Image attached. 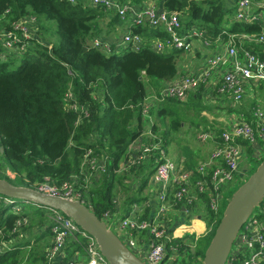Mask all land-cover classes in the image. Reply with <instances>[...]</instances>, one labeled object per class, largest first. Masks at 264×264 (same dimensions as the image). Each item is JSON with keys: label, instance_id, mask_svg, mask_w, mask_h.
<instances>
[{"label": "trees", "instance_id": "16d2710c", "mask_svg": "<svg viewBox=\"0 0 264 264\" xmlns=\"http://www.w3.org/2000/svg\"><path fill=\"white\" fill-rule=\"evenodd\" d=\"M129 1L136 5L145 0ZM159 1L164 10L179 13L183 32L199 27L203 31L201 39L209 44L217 39L227 42L232 37L239 44L238 35H257L264 30L262 17L251 22L235 17L238 0ZM262 10L264 4L257 6L256 12ZM24 17L34 18L35 31L26 50L21 54L11 51L6 56L0 54V178L34 188L45 181L60 186L75 177V188L82 194L84 203L101 218L107 210L115 212L116 190L131 189L125 181L139 177L140 186L122 201L127 214L132 204H140L147 198L141 197V193L153 173L154 157L159 155V149L152 150L151 156L140 160L139 165L133 164L122 172H119L120 162H127L130 146L138 138L145 141L141 147L144 144L152 147L157 142V137L149 141L143 136L144 124L152 116L167 120L162 130L155 123L151 125V132L159 133L163 140L161 148L167 145L170 133L179 129L181 119L187 117L183 110L190 105L175 99H156L147 114L142 112L151 92L158 94L162 83L177 77V58L183 51L157 52L148 44L138 49L127 45L110 52L95 47L93 39L118 35L123 20L108 14L102 6L92 5L90 0H0V30L10 29L11 22ZM46 20L56 23L55 42H41L37 38L49 31ZM126 30L147 40L166 38L161 28L129 25ZM246 47L264 59V43ZM15 61L18 64L11 69ZM69 90L72 96L66 100L65 93ZM74 102L83 105L87 115L71 109L70 103ZM194 106L197 113L203 107ZM87 149H92L100 159L105 158V171H99L98 180L90 183H86L89 171L83 165ZM191 164L194 165L188 167L196 165ZM6 171L12 176L6 175ZM200 197L206 225L212 229L206 239H197L194 253L182 264H201L210 235L220 220L219 212L209 209L207 194ZM16 205L25 208L14 210ZM258 205V216L264 218V198ZM183 206L192 210L195 203L183 201L174 208L181 213ZM148 209L144 208L141 218L150 217ZM49 212L48 207L36 205L34 214L44 218L38 221L40 227L44 222L47 224L42 235L50 234ZM27 215L35 216L26 214V201L0 194V242L17 238L19 233L13 229L17 220ZM19 226L22 232L24 228L28 230L26 223ZM171 243L176 242H168ZM25 245L28 242L22 241L0 253V264H20L25 256L27 264H37V259L47 264L44 251L39 253L33 248L25 252Z\"/></svg>", "mask_w": 264, "mask_h": 264}, {"label": "built area", "instance_id": "2783aa9c", "mask_svg": "<svg viewBox=\"0 0 264 264\" xmlns=\"http://www.w3.org/2000/svg\"><path fill=\"white\" fill-rule=\"evenodd\" d=\"M90 2L92 5L102 6L108 14L117 15L123 21L130 20V25H147L152 28H161L166 32L164 39L147 40L143 35L131 30L124 32L113 43H109L106 39H93V45L104 51L110 52L127 45L138 49L146 44L157 52L173 49L189 51L192 39L203 37V31L196 26L183 32L177 11L158 10L155 7H144L138 10L129 0H90ZM259 5L262 4L252 0H238L235 17L243 22L255 21L262 17L261 12H255L253 9L254 6ZM33 23V17H24L11 22L10 29L0 30V54L6 56L5 54L10 51L14 54L23 53L30 39L35 35L32 29ZM245 39L255 44L264 43V30L257 35L245 33L238 35L239 44L233 41V37L226 42L227 59L230 64L222 72L213 88L217 94L227 96L231 100L232 107L236 109L249 85L264 81V59L240 44V41ZM202 41L204 45H209L206 40ZM225 61L226 58L221 54L212 55L207 61V66L201 71L179 75L164 82L159 93L154 96L155 99L183 100L188 93L198 90L214 69L225 64ZM71 96V90L65 93L66 100H69ZM150 100L144 102L142 111L144 114L148 113ZM70 108L83 111L87 115L83 105L74 102L70 103ZM199 137L203 141L208 138L215 141L213 149L207 158L198 161L193 168L187 170H180L177 164L168 158L166 151L157 147H161L159 139L152 147L139 145V149H132L133 145L130 146L129 159L124 163L129 168L133 164L139 165L140 160L149 158L152 150L159 149V155L154 157V170L150 176L157 192L156 210L151 217L141 218V208L140 210L136 208L137 204L134 203L123 216H115V212L107 210L100 219L145 264L164 263L167 244L172 236L167 232L165 222H162L163 215L170 209H175L174 207L183 201L187 204L200 202V196L204 193L208 197L209 209L217 213L222 200L220 193L236 178L242 181L243 175H246L243 172L237 174L246 147L250 148L254 160L263 158L264 106L255 105L251 108L249 115L238 111L231 115L219 133L202 130ZM83 156V165H86V171H89L86 183L97 181V173L105 171V158L100 159L95 156L92 149H87ZM5 174L11 175V172L6 171ZM195 174L198 178H195ZM75 182V177L72 182L66 181L60 186H52L45 181L36 185L34 189L72 200L78 199L84 203L82 194L75 188ZM49 209L50 241L44 250L47 264H110L101 253L93 236L59 210ZM192 212L193 210H190L188 206L182 207V214L189 216ZM263 222L264 218H260L257 212H252L239 229L224 264H264ZM22 223L27 224V222L16 223L17 227L13 229L19 233L18 237L24 236L19 226ZM7 242H0V253L5 251L2 247L4 243L7 246ZM80 250L84 254V260L79 258Z\"/></svg>", "mask_w": 264, "mask_h": 264}, {"label": "rangeland", "instance_id": "374dc122", "mask_svg": "<svg viewBox=\"0 0 264 264\" xmlns=\"http://www.w3.org/2000/svg\"><path fill=\"white\" fill-rule=\"evenodd\" d=\"M262 17L264 19V14ZM46 23L49 27V29H48L49 31L47 33L45 32V33H42L40 35L41 42L48 43V40H50L51 42L57 41L58 37H57V33H56L55 21L54 20H46ZM37 38H38V36H37ZM184 52L185 53H183V55L181 57H182V59L186 60L184 62V64H185L189 60V58L187 57V55H185L186 51H184ZM210 58H211V56L208 57L207 61ZM17 64H18V61H15L13 64L10 65V68L15 69ZM192 69H194V68H191V69L186 68V70H189L191 72L184 71L183 73L184 74L195 73L192 71ZM186 72H188V73H186ZM261 91H262V95H264V88H262ZM211 92L214 93V91H211ZM154 98L155 97H150L149 99L153 100ZM215 103L216 102L211 101V104L216 105L217 108L212 105L213 106L212 111L211 112L207 111V112H209L212 116H214L213 121H215V118L218 116V117L226 118V122H227L228 119L231 117V115L227 114L225 111H227V108L229 107L230 102L223 100L221 102H218L217 104H215ZM261 104H264V97H263V99H261ZM231 107H232V105H231ZM184 109L185 110H183V111H186L187 117L181 119V124H180L179 129L176 132L170 133L169 137L167 138L168 143H167V145L164 146V148L157 146L160 149H167L168 153L170 154V155H167L168 158L171 156L170 158L175 160L178 163V167L180 169L182 166L181 164L185 160L187 161L186 165H188V164L190 166L194 165V164L192 165L189 162L190 156L194 155V153H196L198 151H202L201 152V154H202V153H205L208 149L210 152L213 149L214 144H213L212 140H210V138H208L204 141L200 139L199 136L202 133V130H205V131L211 130V131H214L215 133H217L213 129H204L202 127L198 128L197 126H195L196 121H197V123L201 121V117H200L201 115H200V113L196 112L197 110H195V107L184 108ZM207 110H210V109H207ZM221 122L224 123V121H218L216 123V125L219 129H220V127H222ZM152 123H155L156 126L160 130H162L163 127L166 126L167 120L162 121L161 119H159L155 116H152L151 119L149 120V122L144 124L143 136L149 141L157 137V139L160 140L161 145H162L163 140H161L162 138L159 135V133L153 134L151 132L152 131V129H151ZM137 142H138V144L137 143L134 144L132 146V149H139V145L143 144V142H145V141H141L140 138H138ZM139 142H141V143H139ZM144 146L147 147L148 145L144 144ZM262 146H263L262 154L264 157V143L262 144ZM250 151L251 150H248V151L244 152V154L242 155L240 167H239V170L237 173L238 175L240 174V172H243V174H246V175H243V180L240 181L238 178H236L229 186H227L223 190V192L220 193V196L222 197L221 204H220V207L218 210L220 218H221V215H222L230 197L232 196V194L248 178L249 171L251 170L253 172L261 161V160L259 162L255 161L254 160L255 158L252 157V153ZM210 152H209V154H210ZM249 152H250V154H248ZM188 159H189V161H188ZM201 160H203V158ZM196 161L197 160H195V162ZM120 163H122V162H120ZM197 163H198V161L196 162V164ZM127 169H129L128 165L127 164L124 165V163H122L120 165V171L119 172H122V171L127 170ZM125 183L127 184L128 187L130 186L132 188L127 189V190L122 191V192H120V190H116L117 196L114 197V200H113V201H115V199H117L115 201V206H116V203H122V201L127 196H129L133 191L136 190L137 187L140 186L139 177L136 180L130 179L128 181H125ZM151 184H153V187H155L153 182H151ZM19 204H22V203H19ZM258 206L259 205H257L254 208L253 213H256L258 211V209H259ZM24 208H25V206H23V205L22 206L16 205L13 207L14 210H20V209H24ZM192 210H193V212L189 216H187V214H182L177 210L178 211L177 213H178L179 217L182 219V221H180L178 226H175V228L177 229L175 238L170 240V241L175 240L176 243L167 244L168 249L166 250V257L164 260L165 262L163 264H182V262H187V259H189V254L194 253V251H195V248H196V245L198 242L197 239L198 240H200L202 238L206 239L208 234L210 233L212 227H207V225H206L205 210L203 209L201 201L196 203ZM35 211H36V204L26 201V214H30V213L32 214L33 213V215H35L34 214ZM31 217H32V215L31 216L27 215V216H24V217L17 220V223H20V222L30 223V225L26 224V226L28 225L29 231L25 230V228H24L23 229L24 236L11 239L10 241L7 242V246H6V243H4V246L2 247L3 250H7V248H12L15 244L23 241L24 243L28 242V245H25L26 248L23 249V250H25V252L35 248V250L37 252L43 253L46 245L48 244V242L45 241V238L43 237L44 234L42 235V237L40 239L34 238V236H35V234L38 235L39 232H41V233L45 232L47 224L44 222V224H43L44 226L42 225L43 227H40V223L38 221L40 218L43 220H44V218L39 217L38 215H35L33 218H31ZM214 231H215V229H214ZM214 231L212 232V235H213ZM26 232L28 233L27 237H26ZM212 235H210L209 242L211 240ZM79 258L83 259V260L85 259L84 254L81 252V250L79 252ZM20 264H27L26 263V256ZM28 264H31V263H28ZM37 264H44V262H41L40 259H37Z\"/></svg>", "mask_w": 264, "mask_h": 264}, {"label": "water", "instance_id": "95a60500", "mask_svg": "<svg viewBox=\"0 0 264 264\" xmlns=\"http://www.w3.org/2000/svg\"><path fill=\"white\" fill-rule=\"evenodd\" d=\"M0 194L59 210L70 217L95 238L101 253L110 264H145L124 245L103 220L78 199L72 200L43 193L31 187L18 186L4 178H0ZM263 198L264 157L230 197L204 252L201 264L225 263L239 229Z\"/></svg>", "mask_w": 264, "mask_h": 264}, {"label": "crops", "instance_id": "0c3cea01", "mask_svg": "<svg viewBox=\"0 0 264 264\" xmlns=\"http://www.w3.org/2000/svg\"><path fill=\"white\" fill-rule=\"evenodd\" d=\"M261 4L263 5L264 2H261ZM144 7H155L158 10L163 9L160 6V1L158 2V0H145L142 3H140V4H136V8L138 10L139 9H143ZM253 9L256 12L257 6H254ZM262 12H261V15L263 16L264 11L262 10ZM130 24H131L130 20L123 21L122 25L120 26L121 29L119 28L120 31L118 32V35L116 33V35L114 34L113 36H110V37L106 38V40L109 43H113L115 40H117V39H119L121 37V35L129 27ZM126 31H128V30H126ZM38 39L41 40L40 36H38ZM251 43H253V42H250L247 39L240 41V44L244 48H247L246 47L247 44H251ZM183 53H185V52L183 51L180 54V56L177 58V65H178V68H179V74L177 76L183 75L184 71H189V70H186V68L187 69L194 68V69H192L193 72L201 71L202 69H204L207 66V59H208L209 56H212V55H215V54H221V55H223L226 58L225 64H221L219 67H216L214 69V72L206 79L205 82H203L200 85L198 90L188 93L187 96L183 100H181V102L188 103L190 105V108L197 107V106H194V104H199V105L203 106L202 110L199 112L200 115H201L200 116L201 117V121L198 122V123L196 121L195 126H197L198 128L202 127L204 129H213V130H215L216 132L219 133L221 131V129L223 127H225V125H226V118L217 116L215 118V121H213L214 116H212L209 112L212 111L213 106L216 107V105L211 104V101L212 102H216L215 104H217L218 102H221L223 100L231 102V100L227 96L219 95L215 91H214V93L211 92V91H213L214 84L218 81V79L220 78V75L222 74V72H224V70L230 64V61L227 59V43L217 39L212 44L204 45L202 39L194 38V39H192L190 50L186 51L185 55H187L189 60L185 64H184V62L186 60L182 59V57H181L183 55ZM189 72H191V71H189ZM186 73H188V72H186ZM162 86H163V83H162L161 87ZM161 87H160V89H161ZM262 88H264V81H261V82H259L257 84H250L249 87L247 88L246 93L244 95V98L242 99V101H241L240 105L238 106V108L236 109V108L231 107V103H230L229 107L227 108V111H225V112L227 114L232 115V114H234V113H236L238 111H241V112L249 115V112H250L252 107H254L257 104H261V99H263V97H264V95H262V91H261ZM150 91H152V90H150ZM154 92L155 91L151 92V94L149 95V98L150 97H154L156 95ZM155 100L156 99H153V100L151 99L150 100V104H152V102H154ZM261 105L264 106V104H261ZM207 109H210V110H207ZM207 111H209V112H207ZM218 121H224V123L221 122L222 123V127L219 126L220 129L216 125V123ZM212 142H213V144L215 143V141H212ZM136 143L138 144L137 140L135 141L134 144H136ZM139 143H141V142H139ZM164 150L166 151L167 155H170L168 153L167 149H164ZM201 152L202 151H198V152L194 153V155H191L190 156V161H189V159H188V161L190 163H192V162H195V160L199 161L202 158L205 159V158L208 157L210 151L208 149L205 153L201 154ZM173 161L178 166V163L175 160H173ZM196 162H195V164H196ZM122 163H120V165ZM186 164H187V161L186 160L183 161V163L181 164L183 166V167L181 166L182 170L190 169V167H188L190 165L189 164L186 165ZM151 182L152 181L149 178L146 187L144 188V190L141 193V197L142 196H146L147 198L145 200H143L140 204L136 205L137 206L136 208H139V210L141 208V215H142V213L144 211V208L148 207L149 208L148 212H149L150 217L153 215V213H154V211L156 210V207H157V192L155 190V187H153V184H151ZM116 200L117 199H115V201ZM116 206H115V216H123L125 214V212L123 210L122 203H116ZM177 212L178 211L175 210V209H170L165 215L162 216V220H163L162 222H165L166 227L168 228L167 232L170 234V236H172V239L175 238V235H176V232H177V229L175 228V226H178L180 221H182V219L179 217ZM27 235H28V233L26 232V237H27ZM40 235H42L41 232H39L38 235L35 234L34 238H37ZM43 237L45 238V241H47L49 243L50 234L49 233L48 234H44Z\"/></svg>", "mask_w": 264, "mask_h": 264}]
</instances>
